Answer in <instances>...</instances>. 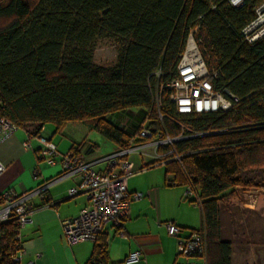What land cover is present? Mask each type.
Masks as SVG:
<instances>
[{
	"label": "trees",
	"instance_id": "1",
	"mask_svg": "<svg viewBox=\"0 0 264 264\" xmlns=\"http://www.w3.org/2000/svg\"><path fill=\"white\" fill-rule=\"evenodd\" d=\"M263 2L245 0L234 7L228 0H0V116L30 136L49 123L61 132L67 123L79 122L120 146L128 145L142 123L177 135L181 128L174 119L203 130L233 119L241 125L237 131L175 145L181 154L220 146L186 154L183 163L198 186V230L206 232V263L232 264L234 243H242V234L230 236L226 229L242 217L246 221L236 225L241 229L253 220L248 209L230 208L238 190L251 182L240 173L264 169V37L250 43L243 34ZM197 27L206 61L221 69L217 86L225 85L241 98L239 113L179 114L165 89L164 128L156 92L177 76L188 34ZM106 38L115 41L118 55L113 64L101 65L94 50ZM127 111L140 118L129 125L112 120ZM165 165L185 185L187 175L179 164ZM17 227L15 220L0 225V264H17ZM104 255L102 242L94 256L105 264Z\"/></svg>",
	"mask_w": 264,
	"mask_h": 264
},
{
	"label": "crops",
	"instance_id": "2",
	"mask_svg": "<svg viewBox=\"0 0 264 264\" xmlns=\"http://www.w3.org/2000/svg\"><path fill=\"white\" fill-rule=\"evenodd\" d=\"M93 131L79 122L67 123L61 132H56L54 126H45L46 136L58 145L61 155L75 148L94 168L102 170L107 166V158L123 146L116 143L111 153L97 155L99 144L90 138ZM40 146L39 139L31 137L24 128H18L0 143V162L5 166L0 173V193L13 189L22 194L52 181L46 203L40 197L33 198L31 221L20 232L22 251L17 264H89L98 243L80 241L70 245L62 229L63 220L77 216L88 204L84 192L69 195L80 176L59 178L60 163L50 165L41 159ZM129 158L136 167L144 169L129 177L128 189L131 193L142 192L143 196L130 202L129 214L121 229L109 225L101 236L105 244V264H126V256L136 249L143 255L136 264H204L200 259L180 253L178 238L170 235L166 227L167 222H173L184 228L182 235L186 237L202 226L201 208L186 198V186L172 184L174 174L166 171L165 164L153 163L157 156L150 147L131 153ZM236 204L252 212L253 220L244 223L241 229L238 226L246 221L245 216L237 221L238 226L226 229L230 236H235L232 232L242 234V243H234L232 264H264V192Z\"/></svg>",
	"mask_w": 264,
	"mask_h": 264
},
{
	"label": "built area",
	"instance_id": "3",
	"mask_svg": "<svg viewBox=\"0 0 264 264\" xmlns=\"http://www.w3.org/2000/svg\"><path fill=\"white\" fill-rule=\"evenodd\" d=\"M228 2L234 7H240L245 0H228ZM255 13V18L243 28L244 38L250 43L264 37V2L256 7ZM197 30L198 27L188 34L184 52L177 65V76L167 84L161 85L160 91L156 92L155 98L159 109V120L164 128V115L161 112V93L165 89L170 91L169 101L175 105L179 114L204 115L232 112L235 115L239 113L237 107L241 102V98L231 92L225 85L217 86L215 80L222 74L221 69L210 68L200 46L201 40H198L196 36ZM173 122L181 128L177 135H171L166 131V128L157 132L153 131L145 123H142L135 133L130 136L128 145L123 146L107 158V166L102 170L94 168L80 151L73 149L61 155L58 145L46 136L45 127L34 136L41 143L38 151L39 157L46 160L50 165L60 163L62 174L59 178L73 175L80 176L79 183L69 190V195L73 196L79 192H84L88 197V204L77 216L63 220V236L68 244L93 241L102 245L101 236L109 225L118 229L122 228L129 214L130 202L143 196L142 192L131 193L128 189L129 177L144 169V167H136L134 161L129 158L131 153L142 152L145 147H150L154 149L157 156L155 164L178 163L182 172L187 175V169L183 163L184 155L215 150L219 149L220 146H207L181 154L176 149L177 142L205 135L230 133L237 131L241 126L234 125L233 119L228 121L227 125L211 130L189 128L179 119H174ZM250 124L253 125L254 123L249 122ZM18 128L19 126L13 121L0 116V143L12 136ZM142 141L144 143H139ZM223 147L226 148L227 146ZM4 169L5 166L0 162V173ZM51 182H43L35 189L22 194L15 192L13 189L0 193V225L15 220L18 226L16 238L19 241L21 250L13 258L17 263L20 261L22 251L20 232L31 221L34 210L33 198L37 196L42 200H46L48 198L47 190ZM172 184H178V182L173 179ZM185 186L186 198L188 200L195 198L191 203L198 205L200 202L197 194L198 186L194 185L191 176L187 175ZM166 227L170 235L178 238L180 253L200 259L204 264H207L208 249L205 231L195 230L184 237L182 235L184 232L183 227L173 222H167ZM142 258L141 250H132L126 256L125 263L136 264ZM89 264H102V262L94 256ZM190 264H196V262Z\"/></svg>",
	"mask_w": 264,
	"mask_h": 264
},
{
	"label": "rangeland",
	"instance_id": "4",
	"mask_svg": "<svg viewBox=\"0 0 264 264\" xmlns=\"http://www.w3.org/2000/svg\"><path fill=\"white\" fill-rule=\"evenodd\" d=\"M118 46L113 39L106 38L101 40L97 43L95 50H94V59L95 62L101 65H110L116 61L118 55ZM138 113L133 111L130 112H122L116 115L112 120L116 121L117 123L121 124H131L132 121L140 118ZM125 122V123H124ZM53 126L51 123L47 124ZM91 139L97 141L99 144L98 148L96 149L97 155H107L111 153V151L116 147V142H113L103 135H101L96 130L93 131L92 135L90 136ZM149 152L146 151L145 155ZM140 154H138L139 156ZM137 156V155H136ZM148 157V156H146ZM241 177L244 180H250V185L242 186L241 189L238 190L239 197L236 200L231 201L230 208L234 207L238 201H242L244 199H248L252 196H256L260 193L264 192V169H257L252 171H246L240 173ZM251 195V196H250ZM228 207V206H227ZM229 208V210H230ZM226 216V215H225Z\"/></svg>",
	"mask_w": 264,
	"mask_h": 264
},
{
	"label": "water",
	"instance_id": "5",
	"mask_svg": "<svg viewBox=\"0 0 264 264\" xmlns=\"http://www.w3.org/2000/svg\"><path fill=\"white\" fill-rule=\"evenodd\" d=\"M49 138V137H48Z\"/></svg>",
	"mask_w": 264,
	"mask_h": 264
}]
</instances>
